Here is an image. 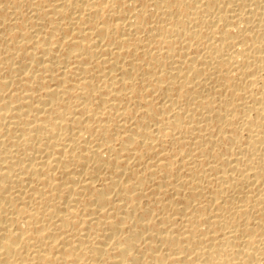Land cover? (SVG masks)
<instances>
[{
  "label": "bare ground",
  "instance_id": "6f19581e",
  "mask_svg": "<svg viewBox=\"0 0 264 264\" xmlns=\"http://www.w3.org/2000/svg\"><path fill=\"white\" fill-rule=\"evenodd\" d=\"M0 264H264V0H0Z\"/></svg>",
  "mask_w": 264,
  "mask_h": 264
}]
</instances>
